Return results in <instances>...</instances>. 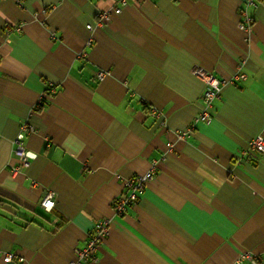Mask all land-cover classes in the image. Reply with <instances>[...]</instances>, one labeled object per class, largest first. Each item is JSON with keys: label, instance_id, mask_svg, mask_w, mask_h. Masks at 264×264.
<instances>
[{"label": "crops", "instance_id": "crops-1", "mask_svg": "<svg viewBox=\"0 0 264 264\" xmlns=\"http://www.w3.org/2000/svg\"><path fill=\"white\" fill-rule=\"evenodd\" d=\"M118 2L0 0V264H67L100 218L83 264H264V152L246 151L264 137V0ZM197 68L224 80L208 121ZM150 169L115 214L123 181Z\"/></svg>", "mask_w": 264, "mask_h": 264}, {"label": "built area", "instance_id": "built-area-1", "mask_svg": "<svg viewBox=\"0 0 264 264\" xmlns=\"http://www.w3.org/2000/svg\"><path fill=\"white\" fill-rule=\"evenodd\" d=\"M18 4L21 3V0H16ZM252 2V1H250ZM126 3V0H119L118 5L113 8L115 13L120 11L121 6ZM251 16L247 11L241 13V20L239 21V27L245 32H250L251 27ZM109 20V12L107 10H101L97 13L96 25L102 26ZM87 29L92 30L93 25L87 24ZM15 30L20 29V25L14 26ZM90 41V40H89ZM88 41V42H89ZM195 74H197L204 82V89L202 92V107L197 114V120L208 121L211 118V109L215 99L220 97L221 88L224 85V80L218 79L213 74L201 69H195ZM103 72H97L96 76L98 79L103 77ZM237 77V75L235 76ZM238 77L243 79L244 74H239ZM39 104V101L37 102ZM151 116L156 117L158 112L155 109H152L150 112ZM32 131V127L28 124H22L20 130L14 137V153L15 156L23 163H27L30 158L35 156L34 153L28 151L23 145V138L25 133ZM247 150H255L259 152H264V137L257 135L252 138L247 143ZM153 170L150 169L144 173H138L133 176L126 178L123 181V191L113 200L112 209L113 212L117 215H122L125 213L127 208L132 204L139 201L143 191L145 183L153 177ZM55 205L54 201V192L49 190L45 193L41 199L40 206L45 210H50ZM109 220L106 218L96 219L93 223V229L90 235L88 236L86 243L81 248L74 249V258L70 260L67 264H83L88 260L95 259V251L97 246L102 242L103 238L108 232ZM12 258L11 254L5 256V261H8ZM246 258L249 260V264H258L257 256L245 252L241 254L240 259Z\"/></svg>", "mask_w": 264, "mask_h": 264}]
</instances>
